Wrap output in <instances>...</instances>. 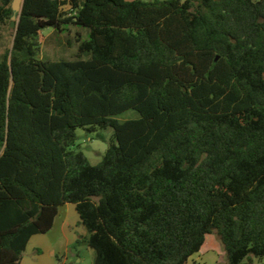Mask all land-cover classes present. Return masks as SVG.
Returning <instances> with one entry per match:
<instances>
[{
	"label": "trees",
	"instance_id": "16d2710c",
	"mask_svg": "<svg viewBox=\"0 0 264 264\" xmlns=\"http://www.w3.org/2000/svg\"><path fill=\"white\" fill-rule=\"evenodd\" d=\"M70 26L88 30L74 59H42V33ZM11 30L0 264H21L67 204L94 264H188L214 233L228 264L264 258V0H24ZM80 129L113 130L99 164Z\"/></svg>",
	"mask_w": 264,
	"mask_h": 264
},
{
	"label": "rangeland",
	"instance_id": "374dc122",
	"mask_svg": "<svg viewBox=\"0 0 264 264\" xmlns=\"http://www.w3.org/2000/svg\"><path fill=\"white\" fill-rule=\"evenodd\" d=\"M12 27L7 28L4 32L0 33V58L5 53L7 48L12 46ZM83 41L88 39V30L79 26H70L63 33H55L54 30L48 29L45 30L41 35V54L40 57L49 61H61L67 60L70 61L74 59L75 54L78 51V40ZM139 114L136 111L130 110L124 114L117 117L120 122H125L128 120L138 119ZM104 137V140L98 139L96 133H89L83 129L77 131V140L75 149L83 152L86 157L89 159L90 164L97 165L99 164L107 150L109 149L113 137V130L108 129L106 131L100 132ZM59 223V222H58ZM57 223V224H58ZM59 227V224L56 228ZM80 232L83 230L82 227H79ZM62 232L56 229L53 239H61ZM85 236H81L77 241L69 248L68 252L63 249L59 256L61 261H64V258L67 257V264H94V259L92 255L91 248L83 241ZM205 251H216L223 256V259H220L219 264H228L226 252L223 248V245L214 233L208 235L207 243L205 246ZM82 258V262L78 263L79 258ZM25 258L32 260V257L26 255ZM254 259V264H264L263 259Z\"/></svg>",
	"mask_w": 264,
	"mask_h": 264
},
{
	"label": "crops",
	"instance_id": "0c3cea01",
	"mask_svg": "<svg viewBox=\"0 0 264 264\" xmlns=\"http://www.w3.org/2000/svg\"><path fill=\"white\" fill-rule=\"evenodd\" d=\"M59 222V223H58ZM59 224V227L57 225ZM79 227H82L80 217L77 213L75 205L67 204L60 208L59 215L56 218L53 229L44 235H36L31 238L27 249L24 253L21 264H67L68 258L65 257L64 261H61L59 256L60 252L65 249L66 253L69 248L78 240L81 236H86V231L80 232ZM56 229L62 232V238L53 239V235ZM208 237V236H207ZM207 238L201 251L194 255L188 262V264H219L220 259L223 256L216 251H205ZM94 263L96 260V253L91 249ZM32 257V260L25 258L26 255ZM78 263L82 262V258L78 257Z\"/></svg>",
	"mask_w": 264,
	"mask_h": 264
},
{
	"label": "water",
	"instance_id": "95a60500",
	"mask_svg": "<svg viewBox=\"0 0 264 264\" xmlns=\"http://www.w3.org/2000/svg\"><path fill=\"white\" fill-rule=\"evenodd\" d=\"M23 3H24V0H13V3H12L13 16H12L11 27L15 28L16 31H17L19 19H20L22 10H23ZM10 65H11V61H10Z\"/></svg>",
	"mask_w": 264,
	"mask_h": 264
}]
</instances>
